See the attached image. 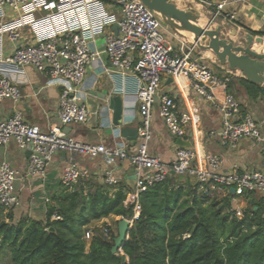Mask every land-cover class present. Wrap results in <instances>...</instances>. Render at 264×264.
<instances>
[{
	"label": "built area",
	"instance_id": "2783aa9c",
	"mask_svg": "<svg viewBox=\"0 0 264 264\" xmlns=\"http://www.w3.org/2000/svg\"><path fill=\"white\" fill-rule=\"evenodd\" d=\"M195 1L207 5L206 0ZM227 5V0L220 3L212 20L222 17L235 23L237 13L228 12ZM115 25L119 28L118 34L113 31ZM165 26L141 0H114L112 5L102 0H0V109L6 101H20L21 89L14 78L24 76L26 68L31 67L48 77L49 86L62 88L58 109L60 124L87 123L91 112L88 94L81 86L88 69L99 64L104 52L108 60V68L104 71H113L123 82L113 93L127 95L133 89L131 106L139 107L138 135L142 138L137 150L130 155L121 134L125 121L115 126L109 105L103 110L102 127L113 132L111 147L76 141L59 127L43 130L29 123L20 110L14 109L9 118L0 119V148L14 141L19 150L30 151L31 155L23 170L6 161L0 164L1 207L6 211L20 208L18 181L28 177L44 180L55 156L61 152L89 158L103 155L109 162H131L135 187L125 202L126 206H134V218L129 220L131 226L141 213L140 194L149 187L167 182L171 176L193 178L198 183V191L210 195L216 191L230 195L234 189L233 211L239 219L244 215L237 206V197L245 198L250 193L264 197L262 170L234 168L226 172L220 156L202 157L193 145L178 147L171 164L149 154L152 111L156 102H159L160 117L166 129L176 140L187 141L189 129L195 133L202 121L197 107L185 109L175 96L160 94L163 80L167 78H183L199 96L220 111L222 126L214 133L224 146L236 148L242 140L249 139L259 142L264 154V136L256 116L244 113L242 105L227 92L232 74L220 77L203 57L195 56L201 53L193 42L176 35L177 38L175 34L178 44L166 40ZM98 41H103V51L99 50ZM218 91L222 92L221 96ZM90 175L89 169L71 161L63 168L61 184L74 189ZM104 179L109 186L119 184L112 170L105 171ZM94 236L91 230L85 233L86 240ZM100 236L112 240L108 228H104Z\"/></svg>",
	"mask_w": 264,
	"mask_h": 264
},
{
	"label": "trees",
	"instance_id": "16d2710c",
	"mask_svg": "<svg viewBox=\"0 0 264 264\" xmlns=\"http://www.w3.org/2000/svg\"><path fill=\"white\" fill-rule=\"evenodd\" d=\"M239 81L253 100L264 96L261 86ZM232 200L199 192L190 177L171 176L140 194L141 213L122 252L113 253V233L110 241L95 235L88 246L84 228L110 216L132 220L125 192L110 197L105 189L86 194L63 187L51 196L44 220L16 223L11 210L7 222L0 206V244L9 249L11 264H264V197L246 194L242 219Z\"/></svg>",
	"mask_w": 264,
	"mask_h": 264
},
{
	"label": "crops",
	"instance_id": "0c3cea01",
	"mask_svg": "<svg viewBox=\"0 0 264 264\" xmlns=\"http://www.w3.org/2000/svg\"><path fill=\"white\" fill-rule=\"evenodd\" d=\"M206 1L207 5H202L195 0H186L185 8L197 10L200 12L201 18L203 14L206 15L204 16L206 20L205 23L208 24L216 13L212 8L214 7L217 9V6L224 0ZM227 2V11L237 13L236 22H228L222 19V17H219L214 21V26H218L219 23L224 27L225 25L232 24V26H230L232 33L235 29L238 33L241 32L242 29H247L246 31L251 29L256 32H264V0H227ZM113 31L116 33L114 26ZM165 31H169L173 36L175 34V37L178 35L167 26H165ZM248 32H245V34H248ZM254 36L259 37V35ZM179 37L184 38V40L189 43L193 42L190 37ZM177 38H175L177 42L172 44H178ZM101 42L102 41H98V48L102 47V44L100 45ZM199 50L200 49H198V51ZM202 52L204 53V51L200 53L202 54ZM207 53L211 52H206V54ZM211 61L212 62L206 63H208L220 77L232 74V78L234 79L229 83L230 85L227 92L235 99L237 98L236 100L242 105L244 113L251 112L256 116V120L261 125V131L264 136V96H259L258 99L253 100L248 95L246 88L239 81L240 78H244L240 71L230 72L231 70L227 65H220L214 60ZM104 68H108V60L101 56L99 64L88 69L85 82L81 86V89L88 94L87 104L91 112L90 119L85 124H72L68 126H62L60 124L58 109L62 88L59 86H49L47 84L48 77L31 67L26 68V74L24 76L14 78L21 89L22 97L18 103L6 101L0 109V119L9 118L14 109L20 110L29 123L38 125L43 130L59 127L76 141L103 144L106 147H111L114 144L113 132L108 127H102L103 110L105 106H110L111 97L121 96L124 99L125 116L123 122H125L124 124L122 122V128L138 130L140 126V113L138 105L135 107L131 106L133 102V89L131 88L129 90L131 92L127 95L113 93L116 88H121L123 86L122 78L111 70L104 71ZM169 79L170 78L163 80L160 94L167 93L169 95H174L180 105L185 109L197 107L200 110L202 118L201 124L195 133L192 131V128H190L189 137L187 138V141L191 139L194 141L193 147L198 149L200 156H220L224 161L223 169L226 172L234 168H238L242 171H264V154L259 142L244 139L236 148L227 145L224 146L220 142L217 134L214 133L215 130H219L222 126L223 118L220 111L213 104L199 96L183 78H179L184 81L183 86L180 84L179 79H172L171 82H169ZM261 87L264 88V85ZM218 95L221 96L222 92L218 91ZM152 113V139L149 142V154L159 157L166 164H171L175 160L178 147H180L178 145V139H174L166 129L164 121L160 117L159 102L155 103ZM198 131L202 133L198 135ZM124 139L128 145L130 155L137 150L142 142V138L139 135L136 140ZM27 159L26 153L19 150L14 141L6 147L0 148V164L6 161L14 167L23 170L27 168ZM71 161L78 163L82 168L89 169L91 173L87 179L83 180V182L76 187L84 190L86 194L95 193L99 189H105L108 191L110 197H115L120 191H124L127 200L128 194L133 191L135 187L134 169L131 162L128 160L123 162L118 160L109 162L103 155L96 158H89L73 152H61L55 156L53 163L49 166L42 186H36V182L33 181V178L29 177L18 181L17 190L22 199V206L14 211L15 222L26 217L37 220L45 219L46 205L48 203L46 199L50 200L52 195L58 193L63 188L61 184L62 171ZM106 170L113 171L114 176L119 180L118 185L109 186L105 183L104 177ZM230 195L232 196V194ZM224 196H227V194ZM245 203H247L246 200L241 203L237 202V206L243 211L247 206V204L245 206ZM114 217L115 219L119 218L116 216ZM89 226L90 224L84 229L89 231Z\"/></svg>",
	"mask_w": 264,
	"mask_h": 264
},
{
	"label": "water",
	"instance_id": "95a60500",
	"mask_svg": "<svg viewBox=\"0 0 264 264\" xmlns=\"http://www.w3.org/2000/svg\"><path fill=\"white\" fill-rule=\"evenodd\" d=\"M141 1L176 34L181 37H190L198 49L211 52L220 65H227L231 71H240L244 79L253 85H264V52L259 53L253 50L256 44L264 45V37L247 34L243 37V44L237 45L223 36L225 30L223 25L214 27V20H210L207 26H202L200 24L201 14L195 9H181L174 0ZM114 30L118 34V26L115 25ZM232 35H238L236 29ZM99 50L103 51V48L100 47ZM102 58H107L106 53H102ZM171 81L172 78L169 79V82ZM124 104V99L121 96H112L110 99L115 126H120L124 119ZM121 134L128 140H136L138 130L123 128ZM193 143L192 139L190 141L178 139L180 147H191ZM30 155L31 152L27 151L26 156ZM231 193L234 194L235 190L232 189ZM131 228L129 220L123 219L119 222V233L114 239L113 253L120 251L128 241ZM51 231L54 232V229L51 228Z\"/></svg>",
	"mask_w": 264,
	"mask_h": 264
},
{
	"label": "rangeland",
	"instance_id": "374dc122",
	"mask_svg": "<svg viewBox=\"0 0 264 264\" xmlns=\"http://www.w3.org/2000/svg\"><path fill=\"white\" fill-rule=\"evenodd\" d=\"M176 1V4L179 6V8H181V9H186L185 7H186V5H182V4H179L178 2H177V0H175ZM183 6H184V8H183ZM213 10H214V12L216 11V8H212ZM204 16H206V15H202V19H204V22H206V20H205V17ZM223 19V18H222ZM203 22V26L205 27V26H207L208 24H206V23H204ZM209 23V22H208ZM218 25H220V23L218 24ZM215 26H217V25H215ZM214 26V27H215ZM230 26H232V24H228L227 26L225 25V30H224V37L225 38H227V39H229V40H231V41H233L235 44H237V45H242L243 44V37L244 36H246L247 34H245V32H248V34H251V35H253V32H256V31H254V30H251V29H249L248 31H246V30H243L242 29V31L241 32H239L238 33V35L237 36H233L232 35V32H231V27ZM213 27V28H214ZM165 38H166V40H168V41H170L171 43H176L177 41H176V39H175V37L172 35V33H170L169 31H167V32H165ZM259 46V45H258ZM254 47H257V44L254 46ZM200 51V50H199ZM201 52V51H200ZM264 51H262L261 53H263ZM196 57H203V60L205 61V62H212L211 60H214L215 62H218V60H217V58L212 54V53H207L206 54V52H202V54H200V55H195ZM219 63V62H218ZM233 87V86H232ZM172 96H174V95H172ZM237 99V98H236ZM33 181L34 182H36V186L38 185L39 187L40 186H42V184H43V179H41V178H39V177H36V178H33ZM193 181H195L194 179H193ZM217 192V191H216ZM214 192L212 195H216L217 197H223L224 196V192L223 191H219V192ZM40 200V199H39ZM236 200H237V202L238 203H241V202H244V200H245V198H242V197H237L236 198ZM246 204L247 203H245V206H246ZM13 211V214L15 213L14 211L15 210H12ZM9 211H5L4 212V214H3V216H4V219L8 222V220L5 218V215L8 213ZM27 218V217H26ZM28 218H31V217H28ZM33 219V218H32ZM121 220H123V218L122 217H119L118 219H115V217L114 216H110V217H108V218H106V219H102V220H98V221H94V222H92L91 224H90V226H89V229L95 234V235H100V234H102V231H103V229L104 228H108L109 229V231L111 232V233H113L115 236H117L118 235V233H119V222L121 221ZM127 220V219H126ZM19 222V221H18ZM17 221H16V223H18ZM86 243H87V245L89 246V243H90V241L89 240H86ZM0 264H11V255H10V251H9V249L7 248V247H3V246H1V244H0Z\"/></svg>",
	"mask_w": 264,
	"mask_h": 264
},
{
	"label": "bare ground",
	"instance_id": "6f19581e",
	"mask_svg": "<svg viewBox=\"0 0 264 264\" xmlns=\"http://www.w3.org/2000/svg\"><path fill=\"white\" fill-rule=\"evenodd\" d=\"M177 2L179 3V4H182V5H185V3H186V0H177ZM203 22H204V19H202L201 18V20H200V24H203ZM205 23V22H204ZM254 51H256V52H259V53H261L262 51H264V45H262V46H258L257 45V47H254V49H253ZM179 81H180V84L183 86V80L182 79H179Z\"/></svg>",
	"mask_w": 264,
	"mask_h": 264
}]
</instances>
